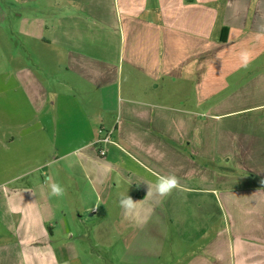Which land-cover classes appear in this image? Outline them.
Returning a JSON list of instances; mask_svg holds the SVG:
<instances>
[{
    "label": "crops",
    "instance_id": "0c3cea01",
    "mask_svg": "<svg viewBox=\"0 0 264 264\" xmlns=\"http://www.w3.org/2000/svg\"><path fill=\"white\" fill-rule=\"evenodd\" d=\"M13 1L14 45L41 43L54 70L43 84L14 53L0 76V264H65L52 235L70 201L77 221L103 206L130 252L264 264V0ZM169 174L181 188L161 197Z\"/></svg>",
    "mask_w": 264,
    "mask_h": 264
},
{
    "label": "rangeland",
    "instance_id": "374dc122",
    "mask_svg": "<svg viewBox=\"0 0 264 264\" xmlns=\"http://www.w3.org/2000/svg\"><path fill=\"white\" fill-rule=\"evenodd\" d=\"M18 8L17 10H19ZM15 9L16 5L13 0H0V74H2L0 76L5 77L6 85H11L12 76L10 73L17 64L11 61L13 54L24 56L29 53L31 58H34V62L32 61L27 66L44 84L51 79L50 74L53 75L54 66L45 59L47 56L49 58L51 52L46 50L41 43L36 44L34 49H32V46L29 48L27 44L14 45V37L15 42L20 40L19 37H23L17 35L16 24L19 17L15 14ZM30 15L35 14L23 13L22 17H30ZM107 46L111 48V53L113 50L117 52L119 47L118 44L114 45L111 42ZM25 47L29 48L30 51L24 52L22 48ZM87 48H90V46H87ZM92 53H96V51ZM39 56H41V61L36 62V58ZM22 65L25 64L22 63ZM112 143L111 140L106 145ZM80 208L74 201H70L69 204L59 205V208L55 209L54 212L55 228L52 235V245L57 251L58 258L62 259L65 264H169L172 261L181 264L188 260V243L185 242L180 244L181 250L173 254L167 251L173 244H170V246L165 245L161 253L130 252L125 248L124 236L115 233L110 226L111 222L104 220L103 206L98 207L96 215H90L92 211L83 212V219L77 221L75 217L77 218V211H80ZM62 210L64 211L63 214ZM109 214L111 213L108 211L106 217ZM173 229L170 228V230ZM0 230L2 231V228ZM3 240L10 241V238L7 235L0 236V243ZM165 240L166 242H169V240L174 241L175 244L177 238L166 236Z\"/></svg>",
    "mask_w": 264,
    "mask_h": 264
},
{
    "label": "clouds",
    "instance_id": "9594fccd",
    "mask_svg": "<svg viewBox=\"0 0 264 264\" xmlns=\"http://www.w3.org/2000/svg\"><path fill=\"white\" fill-rule=\"evenodd\" d=\"M240 59L242 61V66L246 67L250 62V54L247 51H242L240 53ZM50 195L52 196H62L64 194L63 187L58 183H50ZM181 185L177 176L169 174L165 176H158L155 184L156 194L161 197H167L172 193L173 190L180 189ZM120 206L125 210L126 214H131L135 210V204L131 197L127 194L121 195L119 198Z\"/></svg>",
    "mask_w": 264,
    "mask_h": 264
},
{
    "label": "built area",
    "instance_id": "2783aa9c",
    "mask_svg": "<svg viewBox=\"0 0 264 264\" xmlns=\"http://www.w3.org/2000/svg\"><path fill=\"white\" fill-rule=\"evenodd\" d=\"M99 132H101V130L99 131ZM111 142V138H110V134H104V135H102V137H101V139H99V140H97L96 141V145H98V146H100V148H98V155L100 156V157H102V156H104L105 155V149H104V145H106V144H108V143H110ZM102 146V147H101Z\"/></svg>",
    "mask_w": 264,
    "mask_h": 264
},
{
    "label": "water",
    "instance_id": "95a60500",
    "mask_svg": "<svg viewBox=\"0 0 264 264\" xmlns=\"http://www.w3.org/2000/svg\"><path fill=\"white\" fill-rule=\"evenodd\" d=\"M93 212L90 213V215H92Z\"/></svg>",
    "mask_w": 264,
    "mask_h": 264
}]
</instances>
